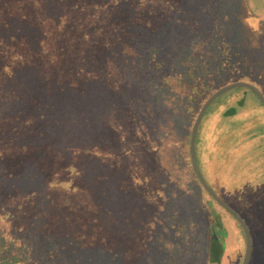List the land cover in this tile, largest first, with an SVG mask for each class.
Instances as JSON below:
<instances>
[{"label":"trees","instance_id":"1","mask_svg":"<svg viewBox=\"0 0 264 264\" xmlns=\"http://www.w3.org/2000/svg\"><path fill=\"white\" fill-rule=\"evenodd\" d=\"M233 8L0 0V264H170L191 245L167 201L142 206L151 184L131 167L157 160L158 116L201 104L234 66Z\"/></svg>","mask_w":264,"mask_h":264},{"label":"rangeland","instance_id":"2","mask_svg":"<svg viewBox=\"0 0 264 264\" xmlns=\"http://www.w3.org/2000/svg\"><path fill=\"white\" fill-rule=\"evenodd\" d=\"M233 4V10L237 8V13L234 11L235 24H230L232 49L235 51L231 62L234 66L212 88L243 81L254 85L264 96V0H233ZM1 94L0 111H5L8 109L5 105L6 96L3 92ZM201 104L195 102L192 106L171 113L165 110V113L158 116L154 123L157 129H152L151 132L160 134L162 125L169 124L164 131V143L162 142L160 150L157 149L159 155L156 159L160 160L165 156L164 163L160 166L157 160L148 157L142 162L135 159L131 167L134 170V180H148L151 184L143 190L145 199L142 200V206H150L149 203L145 204L150 194L159 203L167 201L170 208L167 212L171 216L173 228L182 231L185 238L190 237L191 245L184 247L180 254L178 251L171 253L174 260L170 264H207L205 249L208 248L209 228L215 218L206 192L203 188L200 189L192 173L187 151V135ZM10 105L13 109L16 108L14 101ZM263 117L264 105L258 98L245 87H233L210 102L195 132V159L203 179L237 212L247 228L250 239L247 264H264V183L258 182L255 185L253 179L238 178L242 175L236 174L239 173L236 170L231 176L233 182H245L242 184L243 190H235L226 187L224 177L227 171L230 174L227 167L237 153L234 146L241 150L246 137H255L257 130L264 127ZM162 166H165V171L161 169ZM159 178L161 184L163 182L168 187L175 188L171 189L175 195L168 191L167 196L163 197L166 187L162 184L164 192L160 191L161 184L156 185ZM246 186H250L248 191ZM221 224L228 236L223 253L219 246V264H240L244 249L242 231L228 215L222 217Z\"/></svg>","mask_w":264,"mask_h":264},{"label":"flooded vegetation","instance_id":"3","mask_svg":"<svg viewBox=\"0 0 264 264\" xmlns=\"http://www.w3.org/2000/svg\"><path fill=\"white\" fill-rule=\"evenodd\" d=\"M260 6H262V4ZM252 94L255 96V94L253 92H252ZM263 122H264V117H263ZM253 138L252 137H246L244 140V145H242L243 147L240 148L241 150H237L236 146H234V148H233L237 153L231 159V161L228 164L227 170H230V174H227V172H228L227 171L226 175L224 177L226 187L229 189L243 190L242 184L245 181L233 182L234 179H231V176H233L235 174L236 170H238V172H239L236 174L242 175V176H239L238 178L253 179V182H255L254 183L255 185L258 184V182L264 183V179L262 181L259 180L260 178H264V127L261 128L260 130L258 129L256 134H255V137H253ZM217 149H218V147H217ZM215 150H216V147H215ZM227 177H228V179H227ZM199 187H200V189H202V187L200 185H199ZM245 188H247V186ZM210 189L216 194V192L211 187H210ZM249 189H250V186L247 188V191ZM205 194L208 198V200H207L208 203L211 205V212L215 218V220H213V222H212L211 227L209 228L208 244L210 241L217 242L218 245L222 248V253H223V250L225 249V239H226V236H228V233L226 230H222V224H221L222 217H224L225 215H228L237 223V225L239 227H240V225L233 218V216H231V214H229V212H227L224 208H222L207 193H205ZM224 203L227 204L226 202H224ZM240 229H241V227H240Z\"/></svg>","mask_w":264,"mask_h":264},{"label":"water","instance_id":"4","mask_svg":"<svg viewBox=\"0 0 264 264\" xmlns=\"http://www.w3.org/2000/svg\"><path fill=\"white\" fill-rule=\"evenodd\" d=\"M233 87H245L249 89L251 92L255 94L258 100L264 105V96L262 95V93L254 85L248 82L234 81V82H229L227 84H224L216 88L202 102V104L200 105L194 117V120L191 123L188 140H187V151H188V160H189L190 168L192 170V173L195 179L199 183V185L213 200H215L222 208H224L227 212H229V214H231V216H233V218L240 225L243 238H244V249H243V254H242V259H241L240 264H247L248 257H249V251H250V239H249V234L245 226V223L243 222L241 217L236 212H234L227 204H225L206 184V182L202 178L199 172V169L197 167L195 153H194L195 132H196L198 122L203 112L205 111L207 106L210 104V102H212L218 95H220L224 91L230 88H233ZM220 254H221V251H220V247L218 243L210 241L208 244V250H207V259H206L207 264H219Z\"/></svg>","mask_w":264,"mask_h":264}]
</instances>
